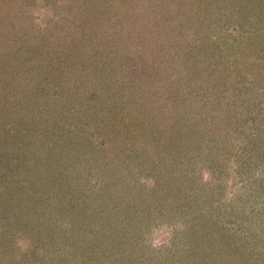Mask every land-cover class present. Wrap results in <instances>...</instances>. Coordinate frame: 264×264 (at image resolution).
<instances>
[{
    "label": "rangeland",
    "instance_id": "rangeland-1",
    "mask_svg": "<svg viewBox=\"0 0 264 264\" xmlns=\"http://www.w3.org/2000/svg\"><path fill=\"white\" fill-rule=\"evenodd\" d=\"M257 1L0 0V264H264Z\"/></svg>",
    "mask_w": 264,
    "mask_h": 264
},
{
    "label": "trees",
    "instance_id": "trees-1",
    "mask_svg": "<svg viewBox=\"0 0 264 264\" xmlns=\"http://www.w3.org/2000/svg\"><path fill=\"white\" fill-rule=\"evenodd\" d=\"M257 2H258V8H259V10H262V7H264V2L261 1V0H259ZM260 2H262V3H260Z\"/></svg>",
    "mask_w": 264,
    "mask_h": 264
},
{
    "label": "clouds",
    "instance_id": "clouds-1",
    "mask_svg": "<svg viewBox=\"0 0 264 264\" xmlns=\"http://www.w3.org/2000/svg\"><path fill=\"white\" fill-rule=\"evenodd\" d=\"M205 179H206V180L208 179V174H207V173L205 174Z\"/></svg>",
    "mask_w": 264,
    "mask_h": 264
}]
</instances>
